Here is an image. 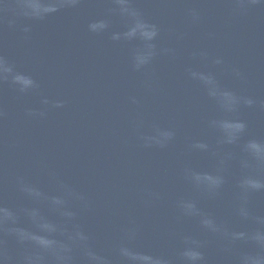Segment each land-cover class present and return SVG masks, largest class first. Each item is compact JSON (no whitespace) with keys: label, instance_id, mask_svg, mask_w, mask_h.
Listing matches in <instances>:
<instances>
[{"label":"water","instance_id":"95a60500","mask_svg":"<svg viewBox=\"0 0 264 264\" xmlns=\"http://www.w3.org/2000/svg\"><path fill=\"white\" fill-rule=\"evenodd\" d=\"M0 264H264V0H0Z\"/></svg>","mask_w":264,"mask_h":264}]
</instances>
